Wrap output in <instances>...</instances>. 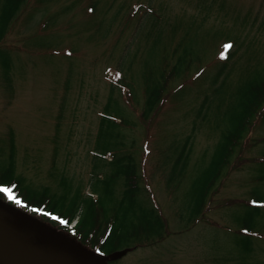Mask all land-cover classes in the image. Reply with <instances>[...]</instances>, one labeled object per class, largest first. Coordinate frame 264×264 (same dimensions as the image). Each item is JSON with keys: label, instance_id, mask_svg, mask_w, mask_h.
<instances>
[{"label": "rangeland", "instance_id": "obj_1", "mask_svg": "<svg viewBox=\"0 0 264 264\" xmlns=\"http://www.w3.org/2000/svg\"><path fill=\"white\" fill-rule=\"evenodd\" d=\"M205 4L210 6L201 0H24L0 42V168L7 166L12 140L15 175L33 190L50 184L55 167L87 194L96 181L93 165L113 172L109 155L129 150L143 175V196L166 217L163 239L107 264H264V206L259 214L252 207L255 197L264 199L261 114L235 150V166L225 168L205 209L189 218L190 194L228 121L225 109L233 99L225 96L248 74H264V0ZM5 5L0 0V15ZM90 6L93 14L84 10ZM227 36L237 49L233 65L228 62L230 81L202 105ZM179 41L195 45L201 59L170 89L185 85L142 119L147 72ZM118 78L121 85L114 83ZM108 99L116 110H104ZM101 116L109 122L112 147L104 145L105 134L99 137ZM117 118L122 121L115 126ZM186 136V173L172 176V155Z\"/></svg>", "mask_w": 264, "mask_h": 264}, {"label": "trees", "instance_id": "obj_2", "mask_svg": "<svg viewBox=\"0 0 264 264\" xmlns=\"http://www.w3.org/2000/svg\"><path fill=\"white\" fill-rule=\"evenodd\" d=\"M23 1L6 0V5L0 15V42L15 19ZM205 1L201 0L204 5H208L205 4ZM93 8V6L84 7V10L93 14ZM67 9L69 7H66L65 11ZM228 45L231 47L226 50ZM235 45L234 37L227 36L223 41L220 56H223L220 61L221 65L216 68L212 79L205 82L207 91L204 94L202 105L207 102L209 96L216 95L214 91H218L229 83L233 70L231 60L237 50L236 47L234 48ZM249 47L250 45L245 49H249ZM200 59L197 47L192 46V43H186V41L174 43L170 51L164 50L156 68L147 72L149 75L142 87L144 96L142 119L153 117L164 99H168L178 87L185 85L186 81L183 80L178 87L170 89V83L176 78L184 77L191 66ZM228 62L232 65H228ZM200 74L197 73V75ZM106 76H109V72ZM119 78L121 79V76ZM119 78L114 83L121 85ZM126 85L129 87L128 83H124L121 88ZM128 87L124 88L127 100L131 98ZM225 97L233 99V102L225 109L228 121L220 133L206 168L199 174L201 180L197 190L190 194L192 203L187 207L191 219L196 216L195 214L205 209V200L209 199L211 190L216 188V183L224 174L225 168L232 169L235 166L234 163H230V160L235 150L240 147L246 132L253 127L258 114H261L258 125L264 128V74H255V72L248 74ZM110 100L108 99L104 110L110 108L116 110ZM121 121L122 118H117L115 126H118ZM107 124L102 117L99 137L105 134L104 143L107 144L104 145L112 147L114 146L111 145L112 131ZM124 124H126L125 120ZM104 130L107 132L104 133ZM9 146L7 166L0 168V187L11 189L12 196L18 199L20 204H17L15 200H10L3 193H0V199L70 238L92 253L101 257H111L112 255L119 257L130 250L156 243L167 234L166 217L153 201L151 203L143 196L144 192L141 186L143 175L140 172L138 161L131 151L124 150V154H116L115 157L109 155L108 162L112 163L113 172L111 170L110 173H107L108 170L102 168L100 172H97V166L94 164L91 175L96 178V181L91 183V191L86 194L81 185L74 186L71 180L64 174L58 173L55 167L49 173L50 184L41 185L38 191L33 190L22 178L15 175L12 140ZM189 153L190 137L186 136L181 149L172 155L170 164L172 176L182 177L186 173ZM179 165L182 167L178 168ZM115 186H119L120 189L116 191ZM94 194L96 196H93ZM261 206H264V199L259 196L255 197L252 207H255L253 210L257 214L260 213L259 207ZM73 220L76 222L74 226L70 227Z\"/></svg>", "mask_w": 264, "mask_h": 264}, {"label": "water", "instance_id": "obj_3", "mask_svg": "<svg viewBox=\"0 0 264 264\" xmlns=\"http://www.w3.org/2000/svg\"><path fill=\"white\" fill-rule=\"evenodd\" d=\"M106 259L0 199V264H107Z\"/></svg>", "mask_w": 264, "mask_h": 264}, {"label": "snow or ice", "instance_id": "obj_4", "mask_svg": "<svg viewBox=\"0 0 264 264\" xmlns=\"http://www.w3.org/2000/svg\"><path fill=\"white\" fill-rule=\"evenodd\" d=\"M229 47H231V46H230V45L226 46V50H227V48H229ZM222 58H223V57H222ZM0 193L5 194L6 196H8V198H9L10 200H15V202H16L17 204H20V201H19L18 199H15L14 196H12L11 189L0 187ZM53 219H55V217H53ZM61 223H63V221H61Z\"/></svg>", "mask_w": 264, "mask_h": 264}]
</instances>
